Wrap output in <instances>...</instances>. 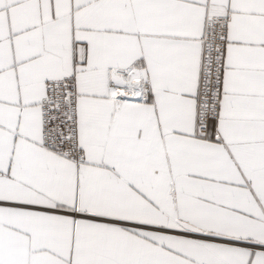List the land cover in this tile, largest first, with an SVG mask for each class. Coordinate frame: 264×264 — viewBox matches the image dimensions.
Wrapping results in <instances>:
<instances>
[{
  "label": "snow or ice",
  "instance_id": "6c2138e0",
  "mask_svg": "<svg viewBox=\"0 0 264 264\" xmlns=\"http://www.w3.org/2000/svg\"><path fill=\"white\" fill-rule=\"evenodd\" d=\"M0 264H264V0H0Z\"/></svg>",
  "mask_w": 264,
  "mask_h": 264
}]
</instances>
